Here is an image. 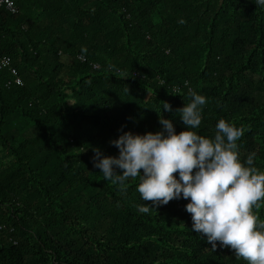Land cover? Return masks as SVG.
<instances>
[{
    "label": "trees",
    "instance_id": "1",
    "mask_svg": "<svg viewBox=\"0 0 264 264\" xmlns=\"http://www.w3.org/2000/svg\"><path fill=\"white\" fill-rule=\"evenodd\" d=\"M0 7V264H247L191 230L187 200L142 214L92 163L122 131L184 129L188 86L206 97L195 131L243 129L264 171V8L254 0H14ZM184 19L186 23L178 21ZM175 92L183 93L174 94ZM168 102L173 111H164ZM119 172L120 170L117 169ZM264 220V203L253 209Z\"/></svg>",
    "mask_w": 264,
    "mask_h": 264
},
{
    "label": "clouds",
    "instance_id": "2",
    "mask_svg": "<svg viewBox=\"0 0 264 264\" xmlns=\"http://www.w3.org/2000/svg\"><path fill=\"white\" fill-rule=\"evenodd\" d=\"M254 3L264 8V0ZM185 87L190 99L174 112V116L179 114L183 130L177 132L173 119L157 112L158 130L122 131L111 141L119 154L104 155L94 148L93 166L121 192L126 191L129 178H139L141 199L152 202L137 206L139 213L147 214L150 208L183 198L188 201L185 210L191 215V230L206 237L213 251L219 244L234 250L247 264H264V220L253 211L264 203V171L255 166V153L240 159L237 141L243 129L233 123L218 120L214 138L195 131L207 101L187 81ZM162 108L173 111L168 102Z\"/></svg>",
    "mask_w": 264,
    "mask_h": 264
},
{
    "label": "built area",
    "instance_id": "3",
    "mask_svg": "<svg viewBox=\"0 0 264 264\" xmlns=\"http://www.w3.org/2000/svg\"><path fill=\"white\" fill-rule=\"evenodd\" d=\"M2 6L5 7L12 14H16L19 12V7L15 3L14 0H0V7H2ZM5 68H9L11 75H12L11 79H9L7 81V86L9 88L15 84H21L22 83V79L18 75V69L16 67L12 66V61H11L10 56H3L0 59V69H5ZM1 227L2 226L0 225V228Z\"/></svg>",
    "mask_w": 264,
    "mask_h": 264
}]
</instances>
